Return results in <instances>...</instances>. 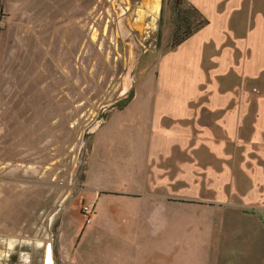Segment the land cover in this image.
I'll return each instance as SVG.
<instances>
[{
	"label": "rangeland",
	"instance_id": "374dc122",
	"mask_svg": "<svg viewBox=\"0 0 264 264\" xmlns=\"http://www.w3.org/2000/svg\"><path fill=\"white\" fill-rule=\"evenodd\" d=\"M7 1L15 12L5 11L0 33V229L16 239L0 237L7 254L2 261L17 264L24 252L28 264H43L48 242L56 257L67 210L68 237L76 225L87 226L69 264H113L114 258L123 264H264L260 129V153H243V175L237 153L228 159L233 169L220 194L211 187L188 195L164 226L155 225L157 233L142 225L140 247L129 224L112 218L123 211L112 201L122 199L101 193L92 223L81 212L83 204L94 208L84 186L124 187L128 143L137 146L149 136L146 117L160 89L157 60L171 49L170 0ZM243 8L250 9L249 1ZM234 29L244 40L249 28ZM231 31L224 29L225 47ZM248 47L237 48L238 65L247 60ZM258 71L257 101L252 94L246 103L260 106L264 66ZM254 164L256 177L250 176ZM135 179H142L141 171ZM55 257L54 264H62Z\"/></svg>",
	"mask_w": 264,
	"mask_h": 264
},
{
	"label": "crops",
	"instance_id": "0c3cea01",
	"mask_svg": "<svg viewBox=\"0 0 264 264\" xmlns=\"http://www.w3.org/2000/svg\"><path fill=\"white\" fill-rule=\"evenodd\" d=\"M189 1L209 19V23L158 58V99L152 115L146 117L150 132L137 146L133 141L128 143L130 157L125 164L129 170L124 176L128 177L127 183L124 187L113 188L84 186L83 196L94 205V211L101 193L122 199L112 201L123 209L113 212L112 218L129 224V229L131 227L136 233L138 247L144 238L140 230L142 225L146 226L147 232L151 226L157 233L155 225L164 226L167 214L174 213V208L177 210V202L186 203L188 195L207 192L211 187L220 194L221 187L226 184V175L233 169L228 159L233 157L235 160L234 156L240 154L238 169L243 175V169L247 171L243 153L246 158L248 152L260 153L258 139L263 133H259V129L264 131V105L248 104L246 97L253 94L257 101L254 84L259 76V66H264V0ZM247 1L250 9L244 11ZM31 8L36 7L31 5ZM241 10L242 14H239ZM5 11L15 12L10 1L5 0ZM226 28H232L233 40L225 47ZM234 28H249L244 40ZM247 45L249 56L243 65H238L237 48L245 46L247 49ZM95 145L93 139L87 166ZM261 151L264 153L263 148ZM256 167L254 164L250 168V176H257ZM140 171L142 179L136 180ZM87 178L86 173L84 181ZM231 185L237 191V183L233 181ZM66 213L67 210L62 211L58 227V254L56 257L53 254L62 264H69L67 260L71 261L72 250L85 237L83 233L87 228L76 225L74 235L68 237L63 231ZM92 217L91 223L94 215ZM10 232L1 230L0 237L16 239ZM2 248L0 245V264H10V260L2 261L7 255ZM154 255L158 256L156 252ZM120 259L114 258L113 264H123ZM29 261V255L21 252L17 264H28Z\"/></svg>",
	"mask_w": 264,
	"mask_h": 264
},
{
	"label": "trees",
	"instance_id": "16d2710c",
	"mask_svg": "<svg viewBox=\"0 0 264 264\" xmlns=\"http://www.w3.org/2000/svg\"><path fill=\"white\" fill-rule=\"evenodd\" d=\"M168 3L172 11L169 38V47L172 49L208 24L209 19L189 0H170Z\"/></svg>",
	"mask_w": 264,
	"mask_h": 264
},
{
	"label": "built area",
	"instance_id": "2783aa9c",
	"mask_svg": "<svg viewBox=\"0 0 264 264\" xmlns=\"http://www.w3.org/2000/svg\"><path fill=\"white\" fill-rule=\"evenodd\" d=\"M5 0H0V32L3 26V21L5 17ZM81 212L83 214L84 220L86 223H90L92 220V214L94 212V208L91 205L83 204L81 207Z\"/></svg>",
	"mask_w": 264,
	"mask_h": 264
},
{
	"label": "bare ground",
	"instance_id": "6f19581e",
	"mask_svg": "<svg viewBox=\"0 0 264 264\" xmlns=\"http://www.w3.org/2000/svg\"><path fill=\"white\" fill-rule=\"evenodd\" d=\"M45 264H53V254L47 255V252H45Z\"/></svg>",
	"mask_w": 264,
	"mask_h": 264
},
{
	"label": "water",
	"instance_id": "95a60500",
	"mask_svg": "<svg viewBox=\"0 0 264 264\" xmlns=\"http://www.w3.org/2000/svg\"><path fill=\"white\" fill-rule=\"evenodd\" d=\"M46 252L47 255L49 256L50 254H53V249H52V244L51 242H48L46 245ZM53 264H54V260H53Z\"/></svg>",
	"mask_w": 264,
	"mask_h": 264
}]
</instances>
